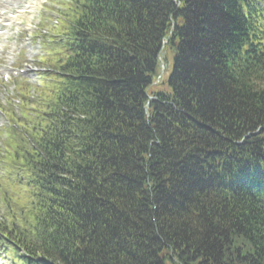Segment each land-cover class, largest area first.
Listing matches in <instances>:
<instances>
[{
	"label": "trees",
	"instance_id": "16d2710c",
	"mask_svg": "<svg viewBox=\"0 0 264 264\" xmlns=\"http://www.w3.org/2000/svg\"><path fill=\"white\" fill-rule=\"evenodd\" d=\"M181 2L70 3L34 144H5L21 264H264V0Z\"/></svg>",
	"mask_w": 264,
	"mask_h": 264
},
{
	"label": "rangeland",
	"instance_id": "374dc122",
	"mask_svg": "<svg viewBox=\"0 0 264 264\" xmlns=\"http://www.w3.org/2000/svg\"><path fill=\"white\" fill-rule=\"evenodd\" d=\"M40 1L41 0H33L32 1V3H33V5H35L37 8H39V3H40ZM43 1H45V0H43ZM56 2H58L57 0H56ZM49 8L50 9H52L53 8V16H51V18L53 19V20H55L56 18H57V12H56V9L58 10H62V6L61 5H59V4H57V3H55V5L54 4H50V6H49ZM45 11H46V9H45ZM46 13L47 14H52V12L51 11H46ZM29 18V17H28ZM27 18V19H28ZM54 34H51V35H49V37H52ZM47 39V37H45V40ZM49 48H50V45L48 46V45H45V54H47L48 55V51H49ZM170 71H171V65H170V63L168 64V66L166 65V69H165V71H163V80H167V78H168V76H169V74H170ZM0 215H2V212L0 213ZM0 218H1V216H0ZM6 262V261H5ZM3 260H2V263L3 264H7V263H5Z\"/></svg>",
	"mask_w": 264,
	"mask_h": 264
}]
</instances>
